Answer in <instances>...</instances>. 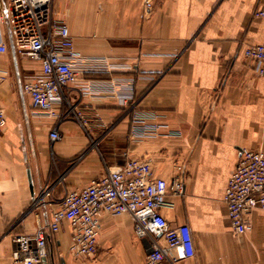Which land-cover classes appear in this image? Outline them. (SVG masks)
I'll return each mask as SVG.
<instances>
[{
  "label": "crops",
  "instance_id": "0c3cea01",
  "mask_svg": "<svg viewBox=\"0 0 264 264\" xmlns=\"http://www.w3.org/2000/svg\"><path fill=\"white\" fill-rule=\"evenodd\" d=\"M262 7L264 0H53V17L75 44L65 58L78 76L65 92L89 120V135L59 99L57 118L32 106L22 86L38 78L40 63L20 57L0 24L9 45L0 54V264H21L13 237L47 225L67 191L128 158L150 160L168 180L182 167L185 195L168 196L173 206L162 210L172 225L191 228L196 254L180 264H264V209H253L236 234L224 201L241 151L264 149V76L244 54L264 43V17L254 15ZM133 111L157 114L148 122L163 125L161 136L132 140ZM54 127L61 139L53 142ZM70 235L66 224L48 236L42 264H147L127 215L101 219L93 257L72 255Z\"/></svg>",
  "mask_w": 264,
  "mask_h": 264
},
{
  "label": "built area",
  "instance_id": "2783aa9c",
  "mask_svg": "<svg viewBox=\"0 0 264 264\" xmlns=\"http://www.w3.org/2000/svg\"><path fill=\"white\" fill-rule=\"evenodd\" d=\"M254 15L264 17V7L254 11ZM0 24H7L20 57L40 63L38 78L22 86L32 106L47 111L53 118L59 117L57 106L66 107V115L72 116L89 135V120L81 108L70 103L65 92L78 76L65 58L73 57L75 44L67 23L53 17V0H0ZM8 49L7 41L0 40V54ZM244 54L260 64L257 73L264 76V43L248 45ZM6 77L7 72L0 70V82ZM55 99L60 100L59 105ZM157 117L152 112L133 111L130 138L138 141L161 136L163 125L148 122ZM6 125V113L0 105V132ZM50 139H61L57 127L50 132ZM185 187L186 177L180 165L170 180L156 176L150 160L128 158L123 164L105 166L102 176L65 193L47 225H38L32 234L13 237V261L42 264L48 256V236L59 233L66 224L71 231L69 252L78 258L93 257L98 252L101 219L106 215H127L133 220L137 237L146 238L151 244L147 264H180L195 256L194 237L187 223L172 225L162 210L173 206L168 196H184ZM224 201L234 232L244 233L248 214L255 208L264 209V149L241 151Z\"/></svg>",
  "mask_w": 264,
  "mask_h": 264
},
{
  "label": "water",
  "instance_id": "95a60500",
  "mask_svg": "<svg viewBox=\"0 0 264 264\" xmlns=\"http://www.w3.org/2000/svg\"><path fill=\"white\" fill-rule=\"evenodd\" d=\"M29 181H30V184L32 185V180H31V177H29ZM142 243L147 251V253H151L152 252V247H151V244L150 242L148 241V239L146 238H143L142 239Z\"/></svg>",
  "mask_w": 264,
  "mask_h": 264
}]
</instances>
